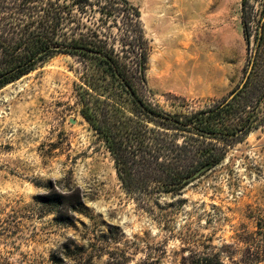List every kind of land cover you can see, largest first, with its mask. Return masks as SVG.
Returning a JSON list of instances; mask_svg holds the SVG:
<instances>
[{"label": "rangeland", "instance_id": "rangeland-1", "mask_svg": "<svg viewBox=\"0 0 264 264\" xmlns=\"http://www.w3.org/2000/svg\"><path fill=\"white\" fill-rule=\"evenodd\" d=\"M129 1L151 47L150 101L204 105L242 84L259 29L249 44L243 0ZM77 68L58 55L0 90V264H182L203 253L252 263L264 235V125L215 170L143 205L80 111ZM53 192L83 204L70 225L40 202Z\"/></svg>", "mask_w": 264, "mask_h": 264}, {"label": "trees", "instance_id": "trees-1", "mask_svg": "<svg viewBox=\"0 0 264 264\" xmlns=\"http://www.w3.org/2000/svg\"><path fill=\"white\" fill-rule=\"evenodd\" d=\"M241 17L249 44L255 22L259 27L242 84L204 105L172 96L166 109L148 99L151 47L129 0H0V90L58 55L73 57L82 115L113 156L124 190L152 204L215 170L264 125V0H243ZM39 200L62 225L72 223L69 212H82L74 194ZM254 242L255 258L245 264L264 262V235ZM182 264L226 263L203 253Z\"/></svg>", "mask_w": 264, "mask_h": 264}]
</instances>
